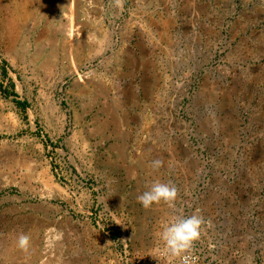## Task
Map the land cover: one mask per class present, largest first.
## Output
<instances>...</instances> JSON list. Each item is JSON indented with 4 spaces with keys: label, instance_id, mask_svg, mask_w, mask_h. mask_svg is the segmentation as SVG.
I'll return each instance as SVG.
<instances>
[{
    "label": "rangeland",
    "instance_id": "obj_1",
    "mask_svg": "<svg viewBox=\"0 0 264 264\" xmlns=\"http://www.w3.org/2000/svg\"><path fill=\"white\" fill-rule=\"evenodd\" d=\"M175 212L264 264V0H0V264H178Z\"/></svg>",
    "mask_w": 264,
    "mask_h": 264
},
{
    "label": "clouds",
    "instance_id": "obj_2",
    "mask_svg": "<svg viewBox=\"0 0 264 264\" xmlns=\"http://www.w3.org/2000/svg\"><path fill=\"white\" fill-rule=\"evenodd\" d=\"M161 165V160L153 161L154 168H159ZM177 195L178 191L174 185L154 181L137 199L144 208H150L154 204L164 202L170 208L175 209ZM198 212L199 210H197ZM204 224L205 220L202 215L185 216L180 212H175L168 221L163 223L159 237L173 256H181L192 248L195 241L199 240ZM30 244L31 237L28 234L21 233L18 236L17 246L20 249L26 251ZM184 259L187 262V257Z\"/></svg>",
    "mask_w": 264,
    "mask_h": 264
},
{
    "label": "built area",
    "instance_id": "obj_3",
    "mask_svg": "<svg viewBox=\"0 0 264 264\" xmlns=\"http://www.w3.org/2000/svg\"><path fill=\"white\" fill-rule=\"evenodd\" d=\"M127 253H125L126 255ZM185 257H187V262L185 261ZM198 253L195 250H188L183 253L181 256H178L177 262L178 264H195L198 260ZM127 264H166L159 261H147L144 258H134L130 260H126Z\"/></svg>",
    "mask_w": 264,
    "mask_h": 264
}]
</instances>
